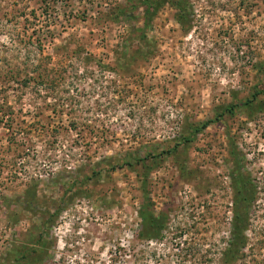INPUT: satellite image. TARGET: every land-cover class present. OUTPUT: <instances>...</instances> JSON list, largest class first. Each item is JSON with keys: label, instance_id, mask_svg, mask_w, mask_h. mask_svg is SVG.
<instances>
[{"label": "rangeland", "instance_id": "obj_1", "mask_svg": "<svg viewBox=\"0 0 264 264\" xmlns=\"http://www.w3.org/2000/svg\"><path fill=\"white\" fill-rule=\"evenodd\" d=\"M185 1L0 0V264H264V0Z\"/></svg>", "mask_w": 264, "mask_h": 264}, {"label": "trees", "instance_id": "obj_2", "mask_svg": "<svg viewBox=\"0 0 264 264\" xmlns=\"http://www.w3.org/2000/svg\"><path fill=\"white\" fill-rule=\"evenodd\" d=\"M171 5L178 11L177 15V21L178 23L182 26L185 27L187 23L190 22L189 20V13H188V4L185 0H139V3L137 4L139 7L143 9V21L145 25H150L152 20L155 18V16L166 6V5ZM147 37L142 34L141 35V42H146ZM264 66V63H263ZM259 93L253 95V100L255 101L257 99ZM252 104V100H247L246 103L238 105V104H230L228 106L224 107H219L218 108V114L217 117L214 120L202 123L198 127H193L191 130L192 132L189 133V135H180L178 142L179 144L177 145H188L192 143V141L195 140V136H197L200 132L203 130H206L211 124L214 122L220 120L222 117L225 115H234L235 111L240 109V106H249ZM235 153V151H233ZM232 153V154H233ZM148 158H156L154 156H149ZM147 158V159H148ZM147 159H137V162L143 163ZM129 166L133 167L132 162H121L120 163H115V165H111L110 168L112 170H116L119 167L123 166ZM241 170V169H240ZM245 185V184H244ZM238 189V188H237ZM244 189H238V197L236 201V211H234V219L232 223V241L230 242V248L226 254V257H228L227 263L234 261L238 255L240 254V250H242L245 245H246V237L245 234L247 232V226H248V212L247 209L253 202V198L251 196L249 197L250 192L249 191H243ZM32 198L35 199V196L32 195ZM139 216L142 220L143 223V229H144V234L148 236V238L151 237L150 233L153 231L158 232V229L160 226V219L158 220L157 217H155L154 213L147 207L143 206L141 211L139 212ZM161 228V227H160ZM26 258L23 255V257H16V262L14 264H25Z\"/></svg>", "mask_w": 264, "mask_h": 264}]
</instances>
